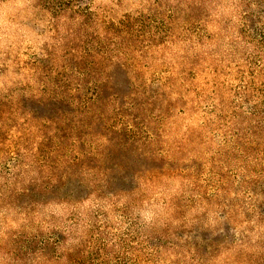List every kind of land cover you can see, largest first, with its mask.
<instances>
[{
	"label": "rangeland",
	"instance_id": "rangeland-1",
	"mask_svg": "<svg viewBox=\"0 0 264 264\" xmlns=\"http://www.w3.org/2000/svg\"><path fill=\"white\" fill-rule=\"evenodd\" d=\"M0 264H264V0H0Z\"/></svg>",
	"mask_w": 264,
	"mask_h": 264
}]
</instances>
